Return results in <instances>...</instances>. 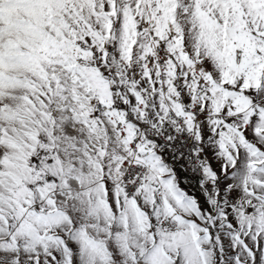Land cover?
Listing matches in <instances>:
<instances>
[{
  "label": "snow or ice",
  "instance_id": "snow-or-ice-1",
  "mask_svg": "<svg viewBox=\"0 0 264 264\" xmlns=\"http://www.w3.org/2000/svg\"><path fill=\"white\" fill-rule=\"evenodd\" d=\"M0 264H264V0H0Z\"/></svg>",
  "mask_w": 264,
  "mask_h": 264
}]
</instances>
